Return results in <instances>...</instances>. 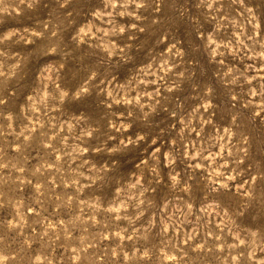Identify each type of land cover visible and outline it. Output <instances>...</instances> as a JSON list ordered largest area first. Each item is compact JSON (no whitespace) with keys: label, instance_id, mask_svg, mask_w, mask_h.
Returning a JSON list of instances; mask_svg holds the SVG:
<instances>
[{"label":"rangeland","instance_id":"rangeland-1","mask_svg":"<svg viewBox=\"0 0 264 264\" xmlns=\"http://www.w3.org/2000/svg\"><path fill=\"white\" fill-rule=\"evenodd\" d=\"M60 3L62 0H39L28 9L19 0H5L8 11L0 12V72L4 73L0 76V100L5 101L0 104V255L14 257L8 264H257L264 260V58L259 55L264 52V0H217L211 8L209 0H159L158 12L157 0H149V9L140 13L146 20L138 25L145 32L131 31L117 40L123 46L129 42L128 36L135 37L127 53L133 59L125 62L113 57L107 63L106 53L89 48L87 43L77 48L71 40L77 27L90 19L91 11L104 8L103 0H71L65 8ZM18 11L20 16H16ZM153 19L158 23L153 24ZM47 21L61 26L59 38L49 39L51 25L49 31L43 28ZM117 21L126 26L135 23L129 18L117 17ZM32 31L43 32L42 38L31 36ZM9 32L16 34L5 39ZM53 44L58 45L57 54L48 55ZM173 44L176 47L167 52ZM178 50L182 56L175 55ZM153 59L157 63L168 59L177 65L174 73H183L182 90L169 94L162 87L160 105L146 122L139 119L137 109H132L134 116L127 119L124 105L106 108L102 103L105 94L97 95L105 86L99 84L100 77L93 81L99 88H92L79 100L71 99V92L86 78V67L99 66L107 79L119 74L117 82L124 83L138 66ZM17 64L19 67L13 68ZM49 74L53 79L59 76L60 87L70 93L56 111L50 109L58 101L43 99L46 84L53 92L44 79ZM165 79L171 82L179 77L169 73ZM207 88L212 89L207 99L214 108L204 115L207 119L211 114V122L202 123L194 117L196 131L181 134L179 118L183 116L187 123ZM29 95L36 102L35 112L33 101L27 100ZM120 113L124 119H118ZM110 120L131 123L132 128L117 132L109 128ZM225 128L234 133L230 147H235L233 156L224 154L228 167L221 171L225 176L239 173L236 180L228 181L227 189L219 188L210 180L223 181L224 177L210 178L207 172L188 169V162L178 158L175 171L181 173V184L186 182L188 188H172L163 154H176V148L182 153L189 147L187 140L192 142L189 154L210 143L214 145L210 151L215 153L220 150L219 143L227 140ZM90 129L96 131L89 139L84 133ZM137 134L146 137L137 147L107 154L121 139H135ZM77 137L89 152L74 162L66 154L81 144ZM154 138L156 143L150 147ZM170 140L177 141L176 148L169 146ZM49 143L65 154L60 171L44 167L58 155L47 147ZM101 146L102 151H93ZM155 148L160 149L163 184L150 177L152 160L135 166ZM240 157L243 163L237 164ZM83 159L89 164L78 168ZM222 162L217 158L213 168ZM92 165L98 170L108 166L112 171L104 173L95 187L77 183L76 172L87 174L86 168ZM139 176L145 185L151 179L153 187L146 194L145 215L136 219L135 207L127 213L107 211L121 198H144L128 187ZM253 176L257 177L254 183ZM37 183L43 188L38 190ZM117 185L125 189L123 196L113 190ZM214 187L216 191H212ZM246 192L251 196H245ZM97 197L99 209L93 207ZM124 215L133 218L124 219ZM237 236L245 241L243 245ZM253 249L255 255L249 259Z\"/></svg>","mask_w":264,"mask_h":264},{"label":"clouds","instance_id":"clouds-1","mask_svg":"<svg viewBox=\"0 0 264 264\" xmlns=\"http://www.w3.org/2000/svg\"><path fill=\"white\" fill-rule=\"evenodd\" d=\"M39 0H19V4L26 5L28 9L33 8V6L38 3ZM217 0H209V8H211L212 4L216 3ZM69 3H71V0H62V3H60L61 8H65ZM104 8H97L94 9L89 13L90 19H88L85 23L79 25L76 29V32L74 35H72L71 40L76 42L77 48H79L81 45H84L87 43V46L89 48H96L102 53H106V60L104 63H107L110 61L113 57H118L121 61H130L133 58L131 56H127V53L131 50V43L130 41L134 40V36H128V41L121 46L117 43V40L124 37L126 33L131 31H136L139 33L145 32L144 27H138L139 24L143 23L146 20L145 16H142L141 10L147 11L150 7L149 0H103ZM5 0H0V12H6L8 11V7L4 6ZM159 0H157V7L155 11H159ZM119 9V10H118ZM219 11V9H217ZM249 13H251V9L248 10ZM21 11H18L16 13V16H20ZM70 16L71 13H68ZM117 17L120 19L129 18L132 21H135V23H130L127 26L123 23H119L117 21ZM253 20H255V17H252ZM99 22V23H97ZM153 24L158 23L156 19H153ZM51 25L50 29V36L49 39L53 38H59L60 32H61V26L58 24L53 23L52 21H47L44 23L43 28L44 31H49V26ZM254 27H258V25H254ZM27 31V29H25ZM15 32H9L5 39L11 38L12 35H15ZM31 36L42 38L43 32H36L32 31L30 33ZM87 37V41L85 38ZM90 41H98L95 45L90 43ZM31 43V41H28ZM213 43H215L213 41ZM176 45L173 44L169 46L167 49V52L171 53L172 49L175 48ZM224 47H229V45L225 44ZM58 45L53 44L51 47H49L47 54L48 55H54L57 54ZM64 55H67V53H64ZM176 56H182V51L178 50L175 53ZM262 58H264V52L259 54ZM155 65V66H154ZM19 67V65H14L13 68ZM65 67L64 64L60 65L61 70ZM115 67V65L113 66ZM177 67L176 64H172L169 62L168 59H161L158 63L155 61V59L149 61L147 65H141L138 66L135 73L129 74L127 81L124 83H119L118 81V75H112L111 79H107L106 76H102L99 70V66L93 65L91 67H86L84 69L86 78L82 80L79 87L76 90H73L71 92V99L72 100H79L82 96L89 95L92 88H99V84L105 85L104 88L100 89L99 92H97V95H100L101 93L105 94V101H102L104 106L108 109H111L114 105H124L126 109H128L127 113V119H131L134 116V113L132 109H137L141 113L139 119L141 121L146 122L147 118L156 113L157 107L160 105V97H161V88L163 87L164 91L166 93H174L181 91V81L183 78V73L175 74L174 69ZM231 71V70H230ZM159 73H162L159 74ZM169 73H173L174 75H177L179 79H174L171 82L167 81L165 77L169 75ZM4 73L0 72V76H3ZM14 75V72L9 74V78ZM100 77L99 84H93V81H96ZM151 77V79H149ZM45 80L49 81V83L53 87V92H49L48 85L46 84L43 90V99L45 101L54 100L58 101L57 106L50 110H59V104L64 103L70 96L69 90L62 89L60 87L59 83V76L56 77V79H53L52 76L49 74L44 77ZM235 81H233L234 83ZM250 83V81H249ZM150 86H154L153 90H147ZM55 93V94H54ZM212 93L211 88H207L205 90L204 96L205 98L201 99V102L192 109L191 113L189 114V118L187 123H185L184 117L181 116L179 118L180 123L183 125L181 128V134L185 130L190 131H196V128L192 126L193 118L199 117L202 123H209L211 122V114H209L208 118L205 119V113H208L210 109L214 108V105L212 104L210 99H207V97H210ZM250 94L255 95L254 92H251ZM27 100L33 101L32 105V111H37L36 108V102L33 100V97L29 95L27 97ZM232 100H236V96H232ZM5 101L0 100V104L4 103ZM147 109V111H145ZM175 116L177 115L176 112H173ZM124 114L120 113L118 116V119H124ZM235 117L232 118L233 122L235 121ZM39 127L43 128V123L38 122ZM62 127V125H61ZM73 125L71 123L68 124V128L71 131ZM175 125H173V128ZM109 128L114 129L117 132H127L132 128L131 123H119L114 124L111 120L109 121ZM96 131V129H90L87 132L84 133V136L87 138H91L93 132ZM225 136L227 137V140L223 143H219V151L213 153L210 151V148L213 147V144H208L204 147H198L195 149L194 154H189V152L192 153L191 149V141L187 140L189 147L188 149L183 150L181 153L179 148H176L177 141L176 140H170L169 146L171 148H176V154H173L172 152H165L163 154V167L167 169V177L168 181L170 182V186L172 188H177V186H180L181 188H188V184L185 182L184 184H181V173L179 171H175V165L177 163V159L181 158L188 163L185 165L188 169L191 168L192 170H201L204 172H207L209 177H224L223 181H216L211 179L210 184H216L219 188H228V181H235L236 175H239L237 173L236 175H233L229 173L225 176V173L221 171V169H225L228 167V162L224 160V154H227V156L231 157L234 155L233 148L235 145H231L232 137L234 136V133L230 128L224 129ZM30 139V137H28ZM67 139V138H65ZM77 139H81V137H77ZM109 140L114 139V137H109ZM146 137L143 134H137L135 139H132L131 137H128L127 139H121L119 141L118 146L112 147L107 149V154L111 155L114 153L119 152L121 149H127L130 146L131 147H137L140 142L145 141ZM217 139H223V137H217ZM156 143V139H152L151 144L154 145ZM47 147L53 149V151L57 152V159L53 163H46L44 167L46 168H52L56 171H60V163L64 160L65 154L61 149L53 148V145L51 143L47 144ZM103 150V146L97 147L93 149L94 152H100ZM244 152L247 151V149H243ZM89 148L87 146H84L83 141L80 145H74L72 148V152L67 153L66 155L71 157L72 161H76L77 159L84 157L88 154ZM160 152L159 148H155L151 153L148 154L147 159H142L139 164L135 165L137 168L141 167L142 165H148V160L153 161V165L149 168V173H151L150 177L155 179V182L159 181V184H163L164 180L160 176L159 172V165H160V159L158 156V153ZM72 153H77L78 156H73ZM217 158H220L223 162L219 164L216 168H213V165L216 163ZM195 162V163H193ZM205 162H207V166L205 165ZM237 164L243 163V157H240L236 161ZM89 164V161L87 159L81 160V162L78 164V168H85ZM113 164H115V161H113ZM24 169L21 168L20 171H23ZM112 169L108 166H103L102 169H96L94 165L87 167L86 172L77 171L76 174L80 178L77 180V183L83 184L85 187H95L97 183L103 179L104 173L111 172ZM235 172V168L232 170ZM143 176H139L136 178L135 183L129 184V188L136 189L140 196L144 197L143 199H140L138 201L132 200L131 197L128 199L121 198L118 203L115 204V206L108 207L107 211L109 212H115V213H127V210L131 207H135L136 213L135 218L139 219L140 217L145 215L146 208L144 207L146 203V194L149 192L150 189L153 187L151 179L149 180L148 184L145 185L143 181ZM191 179V177H189ZM257 179L256 176L252 177V182L254 183ZM247 184L248 181H245ZM37 189L40 190L43 188V185L40 183H37L36 185ZM113 190L117 191L120 196H123V193L125 189H123L120 185H117ZM212 191H216V187L212 189ZM245 196H251V192H246ZM99 203V197H97L95 200H93V207L96 209L100 208ZM211 207H216L215 205H210ZM189 207H191V204H189ZM225 215H227V212L225 211ZM120 218L119 216L117 217ZM124 219L131 220L133 216L129 217L128 215L123 216ZM118 235L120 233H117ZM252 236L255 237L256 233H252ZM123 238V237H122ZM239 241V245H243L245 243L244 240L240 239L239 236L236 237ZM0 243H3L2 239H0ZM237 245V246H239ZM145 257L149 255V252L147 249H145L144 252ZM255 255V249L250 253L249 259ZM170 259L174 262L177 261V257L175 255L169 254ZM182 259V256L180 257ZM14 257L10 255H0V264H8L9 261H13ZM237 260H239V257H236ZM21 260H23V257H21ZM257 264H264V260L258 261Z\"/></svg>","mask_w":264,"mask_h":264}]
</instances>
